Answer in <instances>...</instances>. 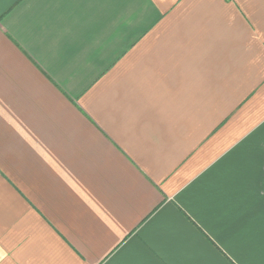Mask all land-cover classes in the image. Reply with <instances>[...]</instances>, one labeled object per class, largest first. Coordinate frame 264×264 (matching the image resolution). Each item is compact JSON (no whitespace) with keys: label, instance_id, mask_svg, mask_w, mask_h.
<instances>
[{"label":"crops","instance_id":"0c3cea01","mask_svg":"<svg viewBox=\"0 0 264 264\" xmlns=\"http://www.w3.org/2000/svg\"><path fill=\"white\" fill-rule=\"evenodd\" d=\"M0 264H264V0H0Z\"/></svg>","mask_w":264,"mask_h":264}]
</instances>
